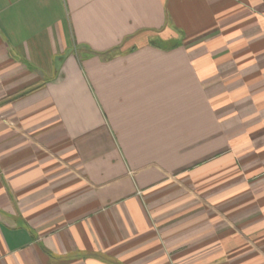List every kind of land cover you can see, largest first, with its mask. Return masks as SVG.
Instances as JSON below:
<instances>
[{"label": "crops", "instance_id": "0c3cea01", "mask_svg": "<svg viewBox=\"0 0 264 264\" xmlns=\"http://www.w3.org/2000/svg\"><path fill=\"white\" fill-rule=\"evenodd\" d=\"M0 264H264V0H0Z\"/></svg>", "mask_w": 264, "mask_h": 264}]
</instances>
